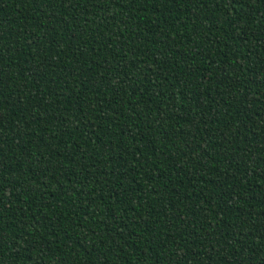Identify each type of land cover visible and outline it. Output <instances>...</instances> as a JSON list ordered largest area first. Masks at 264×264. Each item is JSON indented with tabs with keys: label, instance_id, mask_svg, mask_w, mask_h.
I'll return each mask as SVG.
<instances>
[{
	"label": "trees",
	"instance_id": "trees-1",
	"mask_svg": "<svg viewBox=\"0 0 264 264\" xmlns=\"http://www.w3.org/2000/svg\"><path fill=\"white\" fill-rule=\"evenodd\" d=\"M0 264H264V0H0Z\"/></svg>",
	"mask_w": 264,
	"mask_h": 264
}]
</instances>
